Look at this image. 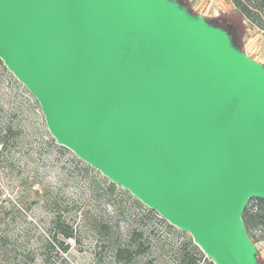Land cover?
Wrapping results in <instances>:
<instances>
[{"label":"water","instance_id":"obj_1","mask_svg":"<svg viewBox=\"0 0 264 264\" xmlns=\"http://www.w3.org/2000/svg\"><path fill=\"white\" fill-rule=\"evenodd\" d=\"M0 59L59 145L190 233L261 264L264 63L180 0H0Z\"/></svg>","mask_w":264,"mask_h":264},{"label":"rangeland","instance_id":"obj_2","mask_svg":"<svg viewBox=\"0 0 264 264\" xmlns=\"http://www.w3.org/2000/svg\"><path fill=\"white\" fill-rule=\"evenodd\" d=\"M187 1L191 10L212 21L216 22L219 17L226 15L235 19L239 35L244 29L240 40L243 48L252 58L264 63V29L252 26L248 21L240 22L232 0ZM245 1L251 4L256 2ZM257 10L264 16V6L257 7ZM34 101L38 103L20 81L15 83L3 80L0 83V124L9 120L22 130L18 145L0 163V185L3 192L0 195V209L4 207L5 211L10 210L12 202L8 198L17 203L22 193L28 194L25 200L30 202L35 196L32 183L36 181L34 188L46 191L48 195L58 196L63 206L69 210L66 212L67 216H73L75 224L83 230L78 240H67L70 246L67 252L56 248L51 253L48 264H122L115 259L113 250L94 226L100 219L112 222L115 236L120 241H125L132 225L131 213L141 215L145 210L137 209L128 190L129 194L119 192L115 203L97 198L95 189L98 185L105 188L108 185L107 177L96 168L86 173L83 164L76 160L74 152L70 149L71 152H61L50 142L51 134L44 114L40 105L36 106ZM27 205L31 207L26 215H18L13 211L6 217V221L9 223L10 234L19 237L20 247L38 250L41 245L39 230L44 228L48 212L43 201ZM147 225L153 230L154 248L140 258V264H170L172 257L166 251L168 247H160V242L174 243L181 237L156 217L147 222ZM251 239L264 259V225L252 228Z\"/></svg>","mask_w":264,"mask_h":264},{"label":"trees","instance_id":"obj_3","mask_svg":"<svg viewBox=\"0 0 264 264\" xmlns=\"http://www.w3.org/2000/svg\"><path fill=\"white\" fill-rule=\"evenodd\" d=\"M180 1L183 4L190 5L187 0ZM232 1L234 10L239 14L240 19H238L240 22L243 20L248 21L252 26L264 29V16L257 10V7L264 6V0H256L253 4L245 0ZM224 18L227 22L223 27L233 36L234 42L244 49L240 41L241 36L244 34V29L239 35L236 29L235 19L227 15L224 16ZM3 80L18 83V80L8 70L2 59H0V83ZM35 104L39 107L37 102H35ZM21 138L22 130L15 127L11 121L8 120V122L0 124V163L7 159V156L11 153V149L18 145ZM50 142L61 152H71L67 147L59 145L51 135ZM74 156L78 162L83 164L86 173L94 170L92 166L85 163L78 156ZM106 180L108 181V185L105 186V188H101V186L98 185L97 189H95L97 198L107 199V202L115 203L119 192L129 194L127 190H123L109 179L106 178ZM35 182L36 181L32 183V192L35 196L30 202L25 200L28 194L22 193L17 203H13V201L8 198V200L12 202L10 210L5 211L4 207L0 209V264H48L49 257L56 248L63 252H67L70 247L67 240H78L80 233L83 231L79 229L78 224H75L73 216H67L66 212H69V210L63 206L59 197L52 194L48 195L46 191L43 192L41 189H35ZM2 194V187L0 185V195ZM129 196L133 198V202L135 206H137V209L145 210V212L141 215H139V213H131L132 225L128 230L125 241H120L118 237L115 236L114 226L111 224L112 222L100 219L97 225L94 226L98 229L103 240L106 241L108 246L113 250L114 257L117 261L122 264H140V258L152 251L154 248L152 239L153 230L149 229L147 222L156 217L159 221L166 223L169 229L175 231L178 236L181 237V239H178L179 242L178 240L174 243L164 242L161 244L160 242V247L166 249L168 247L166 251L170 253L172 257L170 264H215L205 255L201 248L194 243L190 235L171 225L166 219L162 218L158 212L147 207L140 200L133 197L132 194H129ZM38 201H43L48 212L44 228L39 230L38 239L41 245L38 250L30 247H20L18 243L19 237H13L10 234L8 228L9 223L6 221V217L13 211L18 215H26L31 207L27 204L37 203ZM243 220L250 237L252 228L257 225H264L263 198H253L248 202L243 213ZM259 260L261 264H264V259H262L260 255Z\"/></svg>","mask_w":264,"mask_h":264},{"label":"flooded vegetation","instance_id":"obj_4","mask_svg":"<svg viewBox=\"0 0 264 264\" xmlns=\"http://www.w3.org/2000/svg\"><path fill=\"white\" fill-rule=\"evenodd\" d=\"M188 6V5H187ZM189 7L191 8V5H189ZM217 24L221 25V26H225L226 24V19L224 18V16H221L219 17L217 20H216Z\"/></svg>","mask_w":264,"mask_h":264},{"label":"built area","instance_id":"obj_5","mask_svg":"<svg viewBox=\"0 0 264 264\" xmlns=\"http://www.w3.org/2000/svg\"><path fill=\"white\" fill-rule=\"evenodd\" d=\"M248 205V204H247ZM257 207V206H256Z\"/></svg>","mask_w":264,"mask_h":264}]
</instances>
